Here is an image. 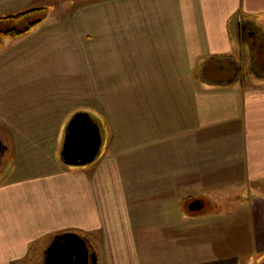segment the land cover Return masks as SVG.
Instances as JSON below:
<instances>
[{"label": "crops", "instance_id": "0c3cea01", "mask_svg": "<svg viewBox=\"0 0 264 264\" xmlns=\"http://www.w3.org/2000/svg\"><path fill=\"white\" fill-rule=\"evenodd\" d=\"M41 8L0 48V264H44L64 233L86 239L96 264H249L245 247L264 252V85H244L243 70L262 80L239 58L264 30V0H0V18ZM28 60L52 66L19 86ZM100 76L128 78L137 114L109 106L123 135L103 128L95 160L67 166V119L89 111L105 125L82 95L99 99ZM241 191L246 212L228 210Z\"/></svg>", "mask_w": 264, "mask_h": 264}, {"label": "rangeland", "instance_id": "374dc122", "mask_svg": "<svg viewBox=\"0 0 264 264\" xmlns=\"http://www.w3.org/2000/svg\"><path fill=\"white\" fill-rule=\"evenodd\" d=\"M43 20V19H42ZM25 23H20V24H16L15 28L16 29H22L24 27ZM241 29V27H240ZM256 30V29H255ZM240 31V30H239ZM249 31L252 32V29H250ZM259 34H257L258 36L261 37V45H258L256 47L255 53H260V55H262V59H264V30L259 29L257 30ZM250 33V32H249ZM243 42H245V40H247V35L246 33H240ZM8 40V39H7ZM8 42V41H7ZM261 46V47H260ZM250 44L249 46L247 44L241 43L240 45V56L239 58L241 59V66L243 67H247L249 64V59H251V50H250ZM256 66H257V60H255ZM27 64H30V66L28 68L21 66L20 69V73H22V76H20L16 81H17V85H23V87L32 84L34 82V80L36 79V77L39 75H41V77L43 78V75H45L46 71L50 70L52 64L51 62H46V63H40L37 61H31L29 62V60L27 61ZM42 65V66H41ZM248 68V67H247ZM56 69V68H55ZM44 72V74H43ZM256 76V75H255ZM257 77V76H256ZM241 78L244 82V85L246 87L249 86H254L256 84H258V86H262L264 85V82L262 79V81H252V75H248L247 72H244V70L241 72ZM138 79V78H136ZM93 80L95 81V83L98 84L97 89L99 90V99H94V97L91 94H95L92 92H84L83 98H84V102L83 104L86 105L87 107H93L99 109L98 110V116L101 118L100 120L102 122H104L105 125L100 124V134L102 137V129L103 128H107L106 129V133H105V137H107L108 132H109V128L110 131L112 130V128H114L116 131L117 129V136H122L123 135V128L122 125H110L109 124V120L107 118L108 116V109L109 106H111V108L114 110V112L116 113V116H120L122 117L123 115H128L126 109L129 108V106L131 105V103H133L134 107L136 108V114H137V106L139 107V103H140V95L139 93H135L133 92L131 94L132 91H125V86L124 82L125 80L127 81L128 78H124V77H111V78H107V77H94ZM126 83V82H125ZM25 85V86H24ZM22 87V88H23ZM21 88V89H22ZM110 89L107 91V89ZM126 92V93H125ZM130 92V93H127ZM144 95V94H143ZM108 99V100H107ZM133 100V102H132ZM107 102L109 105H107ZM78 112H82V110H79ZM76 112V113H78ZM86 113L90 114V116L94 117V119H96L97 123L99 124V121L97 120V116L91 114V112L87 111ZM74 114H72L68 119H67V123L70 121V119L72 118ZM1 127H3V130L1 132L5 131V126L0 125ZM138 125H134V127H137ZM0 127V128H1ZM128 129L129 131L126 133H131L132 130L128 125ZM7 131V129H6ZM112 132V131H111ZM5 143H7L5 141ZM120 146H122V144H119ZM6 152V151H5ZM60 152V151H59ZM7 153V152H6ZM99 157V156H98ZM131 160H133L134 158L131 157ZM7 165H10V157L9 154H7L6 156H3L0 162V170L5 168ZM2 166V167H1ZM247 191H241V195H238V197L230 199L232 204H227L226 208L228 210H230L231 208H241V210L243 212H246V209L248 206V204H246L247 202V196L245 195ZM239 194V192H237ZM230 224L228 225V229ZM247 226H249V221L247 223ZM263 239V238H261ZM252 243V240H251ZM249 244V242H248ZM252 246V245H251ZM249 247H245V249L243 250V254L245 256L242 257L243 263L245 260L249 261V264H264V252H250ZM254 251H256L254 249Z\"/></svg>", "mask_w": 264, "mask_h": 264}, {"label": "water", "instance_id": "95a60500", "mask_svg": "<svg viewBox=\"0 0 264 264\" xmlns=\"http://www.w3.org/2000/svg\"><path fill=\"white\" fill-rule=\"evenodd\" d=\"M101 146L100 128L96 119L86 112L75 113L68 122L60 150V159L67 166L92 163ZM4 148L0 141V159ZM95 253L82 236L64 233L53 238L45 252L44 264H96Z\"/></svg>", "mask_w": 264, "mask_h": 264}, {"label": "trees", "instance_id": "16d2710c", "mask_svg": "<svg viewBox=\"0 0 264 264\" xmlns=\"http://www.w3.org/2000/svg\"><path fill=\"white\" fill-rule=\"evenodd\" d=\"M46 16L45 9H38V10H30L27 12L6 16L0 18V48L2 47L3 41L6 38H12L20 36L24 33H26L28 30H30L32 27L37 25L44 19ZM25 23L24 27L22 29H16L15 25ZM254 45L255 49H253V52L251 53V64L250 67L253 71V74L255 78L264 79V59H262V55L260 53H255L256 47L258 45H261V37L257 34H254ZM252 39V40H253ZM252 41L250 40V43ZM262 43V42H261ZM261 47V46H260ZM255 60H257V66L255 63ZM238 79H241L240 77Z\"/></svg>", "mask_w": 264, "mask_h": 264}, {"label": "flooded vegetation", "instance_id": "af4514ba", "mask_svg": "<svg viewBox=\"0 0 264 264\" xmlns=\"http://www.w3.org/2000/svg\"><path fill=\"white\" fill-rule=\"evenodd\" d=\"M2 145H3V147H5V148H4V151H6V146H5L3 143H2Z\"/></svg>", "mask_w": 264, "mask_h": 264}]
</instances>
